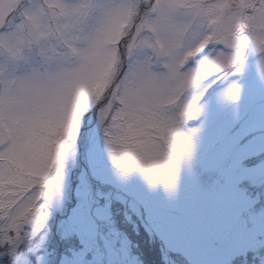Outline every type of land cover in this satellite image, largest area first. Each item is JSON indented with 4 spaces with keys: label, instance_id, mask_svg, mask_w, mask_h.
Returning a JSON list of instances; mask_svg holds the SVG:
<instances>
[{
    "label": "snow or ice",
    "instance_id": "6c2138e0",
    "mask_svg": "<svg viewBox=\"0 0 264 264\" xmlns=\"http://www.w3.org/2000/svg\"><path fill=\"white\" fill-rule=\"evenodd\" d=\"M250 41L264 51V0H0V264L47 216L58 162L93 121L120 168L174 179L181 120Z\"/></svg>",
    "mask_w": 264,
    "mask_h": 264
},
{
    "label": "rangeland",
    "instance_id": "374dc122",
    "mask_svg": "<svg viewBox=\"0 0 264 264\" xmlns=\"http://www.w3.org/2000/svg\"><path fill=\"white\" fill-rule=\"evenodd\" d=\"M214 79L205 81L211 90L199 101L200 111L181 120L188 144L174 158L172 180L153 182L135 163L125 171L115 163L104 126L96 120L82 128L58 162L63 178L46 201L47 216L28 226L27 237L44 231L30 253L42 264H86L91 251L88 263L140 264L128 239H119L112 225L107 232L100 225L111 224L116 201L191 264H234L238 255L264 250V204L257 207L258 195L249 196L242 187L250 180L264 194V155L257 164L244 165L246 158L264 153V51L250 41L241 70ZM233 84L240 89L237 99L226 94ZM52 232L65 238L77 233L83 246L73 256L63 251L59 257L44 244ZM31 262L21 254L14 264Z\"/></svg>",
    "mask_w": 264,
    "mask_h": 264
},
{
    "label": "trees",
    "instance_id": "16d2710c",
    "mask_svg": "<svg viewBox=\"0 0 264 264\" xmlns=\"http://www.w3.org/2000/svg\"><path fill=\"white\" fill-rule=\"evenodd\" d=\"M263 155L264 153L248 157V159L246 158L244 165L250 166L257 164ZM242 187L246 189V193L249 196L258 195L257 198H259V201L256 203L257 207L264 204V194L257 184H252V182L248 180L242 183ZM125 206L126 205L121 201L114 202L112 205L113 220L111 224L106 225L100 222V225L102 224L101 227L103 230H106L105 232H107L112 225V227L117 230L119 239H128L129 248L140 264H191L185 255L166 248L160 238L156 235H151L139 218L133 215L129 216L131 210ZM43 234L44 231L37 232L25 238L20 245L18 254L25 256L30 255L32 260L31 264H42L34 254L30 253V249L41 241ZM44 244L52 253L56 252L59 256L61 255L60 252L64 251L68 257L73 256L74 253L79 251L83 246L77 233L65 238L56 232H52L45 238ZM256 253H258V255ZM262 256H264V250H251L246 254L236 256L233 261L234 264H261ZM92 257L93 253L91 251L86 258L88 259L86 264H94L88 263Z\"/></svg>",
    "mask_w": 264,
    "mask_h": 264
}]
</instances>
